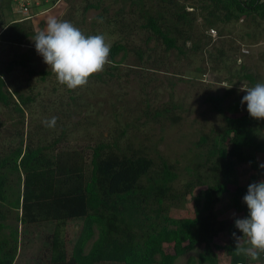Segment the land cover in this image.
<instances>
[{
	"label": "trees",
	"instance_id": "16d2710c",
	"mask_svg": "<svg viewBox=\"0 0 264 264\" xmlns=\"http://www.w3.org/2000/svg\"><path fill=\"white\" fill-rule=\"evenodd\" d=\"M121 1L131 8H140L144 19L140 28L149 34L147 43L159 41L167 52H182L179 44L192 40L199 15L188 11L186 3L158 0L159 8L154 11L148 9L147 0ZM193 1L201 3L200 9L208 13L203 17L208 27L247 20L261 30L254 39L264 41V0ZM88 3L85 12L109 11L102 0ZM125 9L121 7L117 16H122ZM37 32L29 20H15L12 2L5 5L0 0V44L11 48L31 46L30 50H36L32 38ZM121 53L123 58L127 57L128 49L116 43L111 47L109 60L116 63ZM33 58L30 51L23 53L11 61L7 72L16 67L28 68ZM5 74L0 70V103L6 107L13 104L15 111L23 115L15 94L21 103L25 101L18 91L12 94L6 89ZM40 74L44 78L48 75ZM233 93L229 90L207 100L212 111L225 117L226 125L208 152L212 175L203 178L198 173L183 191L174 187L179 179L176 165L163 155L155 159L146 147L136 149L119 139L97 143L89 164L83 152L59 151V140L38 147L21 144L0 158V264L16 263L21 244L19 224L41 223H55L50 236V264H177L201 246L204 251L197 257L190 256L189 264H220L219 250L229 257V264L254 262L235 250L233 233L243 237L235 226L238 218L228 229V244L220 246L214 241L226 229L214 211L215 206L229 194L236 212L248 215L243 197L249 185H241L238 166L256 167L258 155L264 154V141L260 140L258 129L264 127V120L253 119L248 112L237 115L240 102L226 109V100ZM163 112L170 114L173 124L180 121L169 109ZM163 112L156 113L155 118ZM208 142L207 137L201 138V144ZM257 180L253 177L251 183ZM188 196L193 203L192 214L175 216L185 207ZM4 208H9V213L17 212L18 225L6 222ZM74 220H83V226L69 256L64 234L67 224ZM246 240L241 241V247L250 246Z\"/></svg>",
	"mask_w": 264,
	"mask_h": 264
},
{
	"label": "rangeland",
	"instance_id": "374dc122",
	"mask_svg": "<svg viewBox=\"0 0 264 264\" xmlns=\"http://www.w3.org/2000/svg\"><path fill=\"white\" fill-rule=\"evenodd\" d=\"M96 1L65 0L58 8L49 5L48 14L29 20L37 31L46 28L49 17L67 20L86 35L103 34L111 47L116 43L126 45L127 57L123 58L121 53L116 63L110 61L85 87L69 90L60 85L43 58L36 50H30L31 46L11 48L0 44V70L6 73V89L12 94L18 91L25 101L21 103L15 94L16 102L22 104L23 115L15 111L13 104L6 107L0 103V158L21 144L38 147L59 140V151L83 152L89 164L97 143L119 139L136 149L146 147L155 159L163 155L176 165L179 179L174 187L177 190L183 191L185 184L198 173L203 178L211 176L208 152L226 123L223 115L212 111L207 100L233 90L225 103L227 109L236 102L241 104L246 95L240 91L242 85L252 87L264 83V41L254 39L260 28L247 20L217 23L210 28L205 25L203 17L208 13L200 9L201 3L178 0L186 3L187 10L199 18L193 26L192 40L179 44L182 52L178 49L167 52L159 41L147 43L149 34L140 28L144 23L140 8H131L121 0H102L103 7L109 10L107 13L93 9L85 12L88 2ZM123 6L126 11L118 17ZM147 7L155 11L159 8L158 0H147ZM28 51L34 57L29 67H16L7 72L11 61ZM41 72L48 75L44 78ZM165 109L175 113L180 121L173 124L170 114L163 112ZM158 112L163 114L155 118ZM246 112L247 105L241 104L237 115ZM52 117L57 118L55 127L45 126L43 122ZM258 129L259 138L264 141V127ZM202 137H207L209 142L201 144ZM257 159L256 167L238 166L241 185H250L253 177H258L256 182L264 180V168L260 167L264 164V154H259ZM186 201L175 216L192 214V200L188 196ZM3 211L8 215V224L18 225L17 212L9 213V208ZM214 211L226 224L225 231L214 241L224 246L230 241L228 229L239 216L231 195H226ZM82 223L83 220H74L67 224L64 239L69 256L82 231ZM19 230L21 244L15 264H50V236L55 223L19 224ZM203 251L201 246L177 264H189L190 256L197 257ZM217 253L220 264H229L230 259L223 250Z\"/></svg>",
	"mask_w": 264,
	"mask_h": 264
},
{
	"label": "clouds",
	"instance_id": "9594fccd",
	"mask_svg": "<svg viewBox=\"0 0 264 264\" xmlns=\"http://www.w3.org/2000/svg\"><path fill=\"white\" fill-rule=\"evenodd\" d=\"M43 6L48 9L43 15L48 14L53 8L44 4ZM12 7L14 10L13 2ZM13 14L17 22L39 17L34 16V10L32 18L22 21L17 19L19 16L15 12ZM32 40L36 52L55 74L58 83L69 90L85 87L92 76L103 72L110 63L111 45L106 37L103 34L86 35L67 20L49 17L46 28L38 31ZM240 91L246 93L241 104L247 105L249 115L253 119L264 120V83H256L252 87L242 85ZM56 122L57 118L52 117L43 123L47 127H55ZM260 167L264 168V164ZM243 201L247 205L249 215L235 221L236 228L243 233V237L233 233L235 250L237 254L258 260L259 254L264 253V180L251 183ZM244 238H247V243L250 245L247 248L241 247Z\"/></svg>",
	"mask_w": 264,
	"mask_h": 264
},
{
	"label": "built area",
	"instance_id": "2783aa9c",
	"mask_svg": "<svg viewBox=\"0 0 264 264\" xmlns=\"http://www.w3.org/2000/svg\"><path fill=\"white\" fill-rule=\"evenodd\" d=\"M14 3V12L19 16L17 19L20 21L30 19L33 17L32 11L34 10V16H40L47 12V8H43V4L45 6L52 5V7L60 6L65 0H11ZM34 8V9H33ZM249 215V213H248ZM245 213L239 214L238 219L248 217ZM260 263H253L250 262L249 264H264V253L259 254V259L254 260V262Z\"/></svg>",
	"mask_w": 264,
	"mask_h": 264
}]
</instances>
